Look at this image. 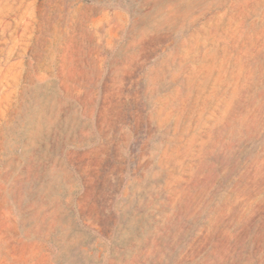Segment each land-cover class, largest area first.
Here are the masks:
<instances>
[{
    "label": "rangeland",
    "instance_id": "374dc122",
    "mask_svg": "<svg viewBox=\"0 0 264 264\" xmlns=\"http://www.w3.org/2000/svg\"><path fill=\"white\" fill-rule=\"evenodd\" d=\"M0 264H264V0H0Z\"/></svg>",
    "mask_w": 264,
    "mask_h": 264
}]
</instances>
